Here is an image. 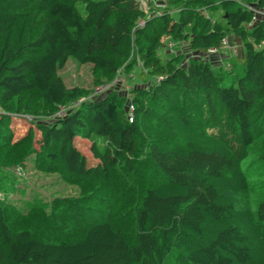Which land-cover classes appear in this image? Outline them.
Segmentation results:
<instances>
[{
	"label": "trees",
	"instance_id": "1",
	"mask_svg": "<svg viewBox=\"0 0 264 264\" xmlns=\"http://www.w3.org/2000/svg\"><path fill=\"white\" fill-rule=\"evenodd\" d=\"M164 2L145 18L137 0H0V191L30 155L43 173L100 187L94 199L54 198L26 215L0 202V264H264V197L253 209L236 201L250 190V151L264 142V21L250 26L242 5L264 0ZM229 37L241 58L202 60ZM179 41L199 57L162 61L158 51ZM133 54L147 85L127 100H85L58 75L72 59L92 66L102 86ZM32 101L46 118L34 123L36 149L31 130L14 140L9 128L11 115L35 110Z\"/></svg>",
	"mask_w": 264,
	"mask_h": 264
},
{
	"label": "rangeland",
	"instance_id": "2",
	"mask_svg": "<svg viewBox=\"0 0 264 264\" xmlns=\"http://www.w3.org/2000/svg\"><path fill=\"white\" fill-rule=\"evenodd\" d=\"M153 5L154 7L151 6L147 13L143 12L145 18L158 17L159 14L157 15V13L160 11L158 10L159 6L166 7V3L161 0H153ZM252 6L255 7V5ZM160 12L162 13V11ZM173 14L174 12H171V15ZM203 15L207 17V14L205 13ZM142 21L143 19L136 23L137 27H142L144 25V22L142 23ZM233 40V37L227 38L229 43L227 49L219 50L212 60L210 59L213 61L215 66H226L227 62H224V60L228 61L229 59L240 55L236 54V50H234L235 45H233ZM168 43L170 42H167L163 48L158 51L159 57L162 61H165L168 56L171 55L179 56V63L183 66L187 60L196 56V54L190 50V44L188 41L173 42L176 45V49L171 51L167 48ZM262 50L264 51V47ZM134 54L132 55V58L126 61L116 73V76L119 77L121 82L118 84L113 83L106 91L100 92L98 90L99 86L94 84L93 70L90 65L82 66L77 64L72 59H69L63 66L60 67L58 75L68 89L78 88L81 91L86 92L88 95L85 100L100 97L110 92L127 100L134 89L138 87H146L147 85L144 79L141 78L143 67ZM200 56L204 57V54H201ZM30 103L35 110H32V112L30 111V115H11L9 128L14 133V140L23 137L29 130H31V142L33 147L36 149L37 141L39 140V133L35 129L34 123L42 122L46 120V118L43 116V107L40 105L39 101H32ZM73 105L74 104H70L64 108L68 110L73 109L71 108ZM128 105L129 103L126 101L125 108H127ZM89 147L90 142L86 140L80 139L76 142V148L86 157L88 163L92 164L93 162L89 153ZM262 151H264L263 141L259 142L250 151L251 157L245 164V171L248 173L251 186L247 194L240 195L236 198L239 208L253 209L255 204L264 197V165L259 160V155ZM142 175V173L136 174L135 180L137 182H135V185H137V187L144 185V179L146 177L143 175L142 180L144 181L140 183ZM1 183H5V185H8L9 187L7 188L5 186V188L8 189L5 193L0 191V202L5 201L7 198V202L15 205L24 215L28 213L27 209L29 205L49 203L54 198L77 199L79 197H90L89 199H94L95 194L93 191L97 187L98 190H100L98 185L97 187L94 185L90 188L88 184L68 182V180L64 179L58 173L48 174L37 170L32 155L28 157L22 166H16L12 170H8L7 179ZM89 193L92 194L87 197V194ZM116 195L117 193L112 191L106 193V197L109 199L111 197L117 200ZM98 196H100V191ZM86 201L88 200L86 199ZM88 203L86 202V204ZM109 203L114 205V200H109L108 205ZM90 211L91 210L88 209L89 213ZM60 240L62 241V239Z\"/></svg>",
	"mask_w": 264,
	"mask_h": 264
},
{
	"label": "built area",
	"instance_id": "3",
	"mask_svg": "<svg viewBox=\"0 0 264 264\" xmlns=\"http://www.w3.org/2000/svg\"><path fill=\"white\" fill-rule=\"evenodd\" d=\"M137 1H138L139 5H140L141 10L144 13H147V11L149 10V8L151 6L154 7L153 0H137ZM161 1H164V0H161ZM242 7L246 11H248V12H250L252 14V19H251L250 26L252 24L254 25L256 23H259V22L264 21V8H258L256 5H255V7H253L251 4H249V5H242ZM165 8L166 7L159 6L158 10L162 11ZM157 14H159V12ZM142 23H143V21H142ZM228 44L229 43L227 41V38H222L219 41V43H218L217 46L206 49V51L204 52V57L201 56L202 60L203 61H207V60L211 59L212 57H214L217 54V52L219 50H221V49L222 50L223 49H227ZM174 46H175V44L170 42V43H168L167 48H168L169 51H171V50H174ZM263 47H264V41L260 42L259 45L257 46L258 50H260V51L263 49ZM196 56L199 57L198 55H196ZM120 82L121 81H120L119 77L118 76H115V78L111 82L106 83V84H104L102 86H99L98 87L99 88L98 90L100 92L101 91H106L107 89H109L111 87V85L113 83L118 84ZM83 100L84 99H80L77 103H74V105L71 108L76 107L78 105V103L82 102ZM67 111H68V109H66L64 107L60 108L58 110L57 114H56V117L57 118L64 117ZM128 111L130 113L133 111V108H132L131 105L128 106Z\"/></svg>",
	"mask_w": 264,
	"mask_h": 264
},
{
	"label": "crops",
	"instance_id": "4",
	"mask_svg": "<svg viewBox=\"0 0 264 264\" xmlns=\"http://www.w3.org/2000/svg\"><path fill=\"white\" fill-rule=\"evenodd\" d=\"M233 45H235L234 50H236V54H238V55L240 54L237 58H241L242 54H243V50H242V46H241L240 42L238 40L234 39ZM212 58H211V60H212ZM223 59H224V57H223ZM224 62H226V61L224 60Z\"/></svg>",
	"mask_w": 264,
	"mask_h": 264
}]
</instances>
